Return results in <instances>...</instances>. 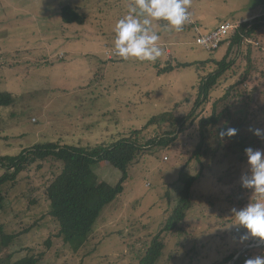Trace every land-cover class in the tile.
Listing matches in <instances>:
<instances>
[{
    "label": "rangeland",
    "instance_id": "1",
    "mask_svg": "<svg viewBox=\"0 0 264 264\" xmlns=\"http://www.w3.org/2000/svg\"><path fill=\"white\" fill-rule=\"evenodd\" d=\"M133 2L0 0V92L13 95L10 104L0 106V159L48 143L95 147L131 137L142 147L128 169L124 192L103 210L79 250L59 235L47 197L63 164L50 159L28 165L16 181L2 187L6 200L0 230L15 239L4 247L0 231V264L31 255L39 264H141L156 236L165 244L156 264H217L234 250L243 254L264 244L251 236L241 242L247 229L235 224L233 209L257 199L241 183V176L249 174L248 162L240 158L246 154L229 146L213 149L200 156L202 165L195 156L197 121L188 120L179 135L169 133L170 122L145 127L160 114L188 116L200 96L201 79L217 66L212 61L198 73L195 66L182 65L221 60L229 43L206 51L195 44L190 27L175 31L164 21L153 22L164 54L154 63L122 60L114 50V26ZM64 6L75 8L85 22L64 23ZM188 11L208 30L264 17V0H190ZM241 51L231 54L235 63L196 112L199 119L211 116L214 103L230 91L226 102L236 124L240 110L252 122V128L242 129L251 142L256 129L264 132V29L247 38ZM168 65L175 69L163 72ZM170 136L177 140L158 144ZM256 137L264 145V135ZM253 150L264 151L259 144ZM1 162L0 177L6 173ZM199 172L187 219L179 229L161 233L184 187L180 179ZM97 175L112 185L121 178L107 163H101Z\"/></svg>",
    "mask_w": 264,
    "mask_h": 264
},
{
    "label": "trees",
    "instance_id": "2",
    "mask_svg": "<svg viewBox=\"0 0 264 264\" xmlns=\"http://www.w3.org/2000/svg\"><path fill=\"white\" fill-rule=\"evenodd\" d=\"M62 18L66 24H82L85 22L84 17L80 16L77 10L70 6L62 8ZM216 28L218 27L204 30L210 31ZM261 29H264V17L256 18L252 22L243 21L236 32L230 35L223 43V45L226 42L229 43L225 49L226 53L223 59L217 60L214 58L205 61L201 60L194 64H183L182 66L184 67L195 66L198 73L199 71L206 70V67L210 66L212 61L217 68L201 79L200 96L188 116L166 118L167 114H160L152 117L145 127L148 128L151 125H159L160 123L165 125V123L170 122L171 126H173V131L171 130L169 133L179 135L183 133L188 120L197 121L200 141L197 145L195 156L202 165L203 162L200 160V156L202 154L203 156L208 155L213 149L218 151L230 147L232 149L235 148L236 152H241L243 155L246 148L251 147L254 149L259 144V149L264 150V145H262L263 140L256 137L257 135H255L251 142H248L249 137L242 132L244 127L250 129L253 126L252 122L248 120V115H244L242 110H240L241 113H236L238 116L236 118L239 121V124H236V119L232 117L234 111L231 108V103L226 102L230 91H226L225 95L214 103L211 116L199 119V114L196 112L198 107H201L209 100V92L235 63V60L229 59L231 54L235 53L237 56L242 52L241 50L246 43V39H250L254 33L261 31ZM248 59L249 65H251L250 56H248ZM108 60L111 61L109 58ZM168 67L170 68H166V71L163 70V72H171L175 69L172 65H168ZM253 68L250 66L249 70ZM241 83L238 82L231 89H235ZM242 95L240 94L236 97ZM244 95L248 96L249 92H245ZM11 101H13L12 94L0 92V106L8 105ZM220 103L224 104L218 106ZM227 123L234 124L235 127H229ZM228 128L236 129L237 134L232 137H221L220 133L225 132ZM170 137L160 140L158 144L165 146L169 142L177 140V136ZM141 150L142 147L137 142L133 141L131 137H126L108 146L87 147L82 145H61L60 143L39 144L23 150L17 156L3 157L0 161L3 162H1V165L5 164L6 173L0 177V211L3 210L6 200L4 189H2L5 184L16 181L28 165L39 161L46 162L50 159H55V161L63 164V169L47 188V197L51 204V215L59 223V235L64 239L65 243L69 244L74 250H79L90 239L94 232V226L99 221L98 219L103 210L124 192V184L129 177L128 169ZM240 158L244 162L247 161L246 156H240ZM101 163H107L121 172V178L117 184L112 185L106 181H100L97 170L101 166ZM200 177L201 172L196 176H188L185 180L180 179L184 183V187L180 190L178 204L161 233H169L173 232L176 228L179 229L180 224L187 219V210L192 205V190ZM0 231L3 236L2 244L4 247H8L10 242L15 239V236H5L3 230ZM159 238L160 236L154 238L141 264H156L160 259L165 244ZM239 251L234 250L217 264H230L237 257ZM259 255H264V244L258 246L256 249L246 250L233 264H245L247 259ZM7 264H39V258L34 255L25 256L16 261H9Z\"/></svg>",
    "mask_w": 264,
    "mask_h": 264
},
{
    "label": "clouds",
    "instance_id": "3",
    "mask_svg": "<svg viewBox=\"0 0 264 264\" xmlns=\"http://www.w3.org/2000/svg\"><path fill=\"white\" fill-rule=\"evenodd\" d=\"M190 0H134L129 12L122 16L114 26V50L122 60L135 59L140 62L157 61L164 53L159 44L160 34L153 22H166V27L175 31L183 30L189 20ZM237 134L234 128L221 132L220 136L232 137ZM264 135L260 129L254 132ZM249 174L241 176L242 187L252 189L257 199L250 201L240 210L233 209L236 225L243 226L247 232L240 237L241 242L251 237L264 241V151L245 149ZM245 264H264V255L249 258Z\"/></svg>",
    "mask_w": 264,
    "mask_h": 264
},
{
    "label": "built area",
    "instance_id": "4",
    "mask_svg": "<svg viewBox=\"0 0 264 264\" xmlns=\"http://www.w3.org/2000/svg\"><path fill=\"white\" fill-rule=\"evenodd\" d=\"M185 25L191 27L195 32V44L206 51L212 52L218 50L229 36L236 32L240 24L236 25L226 22L216 29L204 31L202 26L197 23L189 13V20ZM108 57L112 60L111 54ZM262 244L263 243H261V245Z\"/></svg>",
    "mask_w": 264,
    "mask_h": 264
},
{
    "label": "water",
    "instance_id": "5",
    "mask_svg": "<svg viewBox=\"0 0 264 264\" xmlns=\"http://www.w3.org/2000/svg\"><path fill=\"white\" fill-rule=\"evenodd\" d=\"M241 255H242V252L237 255V257L234 259V261L237 260Z\"/></svg>",
    "mask_w": 264,
    "mask_h": 264
},
{
    "label": "crops",
    "instance_id": "6",
    "mask_svg": "<svg viewBox=\"0 0 264 264\" xmlns=\"http://www.w3.org/2000/svg\"><path fill=\"white\" fill-rule=\"evenodd\" d=\"M197 23H199L201 25V23L203 22H200V21H197L196 19H194ZM203 29V28H202ZM204 30V29H203ZM205 31V30H204Z\"/></svg>",
    "mask_w": 264,
    "mask_h": 264
}]
</instances>
